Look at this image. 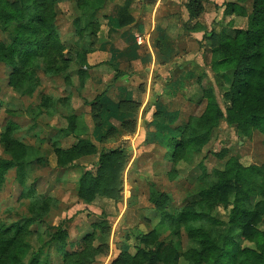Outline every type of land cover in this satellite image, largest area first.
I'll use <instances>...</instances> for the list:
<instances>
[{
    "label": "trees",
    "instance_id": "16d2710c",
    "mask_svg": "<svg viewBox=\"0 0 264 264\" xmlns=\"http://www.w3.org/2000/svg\"><path fill=\"white\" fill-rule=\"evenodd\" d=\"M105 1L73 0L72 26L76 37L89 39L96 33L99 24L95 14L103 8ZM230 1L224 4L227 16L235 13L245 17L244 5L251 4L246 29L234 28L231 20L227 24L230 32L222 29L218 34H206L204 26L197 21L186 29L204 33L211 50L210 70L214 84L222 90L221 98L226 107L224 111L220 108L212 85L201 86L196 98H190L198 105L205 102L202 112L198 116H188L182 125L173 129V136L162 143L165 159L171 166V176L183 158L201 152L222 120L235 127L240 140L249 139L254 131L264 135V0ZM55 5L56 0H0V33L9 29L14 31L9 44L0 43V64L12 68L8 84L19 96H33L37 86L36 72L49 77L59 74L60 69L43 66L48 65V61L40 68L36 60L46 58L49 53L59 54L64 49L49 23L51 15L46 14L49 8L54 10ZM128 7L126 1L120 10V28L132 23ZM185 9L190 20H198L206 12L203 0H189ZM86 53V48L78 47L73 53L80 85L88 77ZM64 62L67 71L71 60L67 58ZM229 74L230 80L227 79ZM196 82L199 83L200 79ZM100 99L101 96H97L92 104L101 108L112 104L103 105ZM50 104H53L52 98L45 97L42 105ZM38 114L40 112L31 111L29 116L33 121ZM66 119L67 127L59 130L58 137L51 140L59 160L57 166L62 169L82 157L98 153L96 147L83 138H78L66 150L60 148L59 136L67 137L78 131L85 133V129H77V118L72 110ZM20 130L19 126L9 122L0 135L5 156L0 158V190L8 174L13 172L15 182L22 189L20 197L27 201V213H16L9 206L5 218L0 220V264H50L49 250L52 248L59 256L60 264L98 262L109 250V223L99 218L77 240L83 248L68 251L71 243L68 242L65 222L57 227H50L46 222L55 200L37 194L33 186H26L33 164L40 166L45 159L40 142L34 145L25 143L17 136ZM214 156L224 161L222 167L214 168L208 174L198 164L205 187L184 207L168 210L167 195L158 193L151 184L149 202L160 211L161 219L156 229L141 236L140 248L133 255L121 251L111 264H146L151 261L162 264H264V230L263 224L259 223V216L264 214V164L242 166L237 156H228L227 149ZM127 163L128 155L122 149L100 152L95 170L85 171L77 183L78 200L85 204L96 198L119 200L122 173ZM227 203L230 205L227 229L219 233L217 228L222 222L212 212L218 204ZM178 227L185 228L187 236L197 243V247L177 253L176 247L159 241L163 228L179 234ZM40 228H44L41 234L38 233ZM234 230L237 235L233 234ZM46 233L48 239L42 238ZM31 238H35L38 244L40 242L38 248L29 242Z\"/></svg>",
    "mask_w": 264,
    "mask_h": 264
},
{
    "label": "rangeland",
    "instance_id": "374dc122",
    "mask_svg": "<svg viewBox=\"0 0 264 264\" xmlns=\"http://www.w3.org/2000/svg\"><path fill=\"white\" fill-rule=\"evenodd\" d=\"M72 2L71 0H56L55 9L51 11L49 8L46 12V14L49 13L51 15L49 23L56 31L59 42L64 49L59 54L53 52L49 53L46 58L36 59L40 68L41 64L48 61V65H43L44 67L48 66L54 70L60 69L57 76L49 77L42 72H36L37 86L33 96L30 98L23 97L15 94L9 87L8 81L12 68L8 65L0 64V135L4 131L6 124L12 122L21 129L17 136L25 143L34 145L37 142L36 138L38 139L39 134L50 121L53 126L56 125V130L66 127V117L74 106L75 109H73L77 112L76 115L80 117L77 121V129L79 130L82 123H84L86 132L84 134L76 132L68 137L59 136L60 145L62 147L70 146L79 136L90 139L91 129L96 122V117H90L93 113L90 114L88 103L99 92L108 88L107 84L110 82L108 74L110 73L108 72L101 76L94 75L92 81L86 87L80 85L76 74L73 53L74 49L77 48L78 40L81 43L83 40L87 41L88 39L76 37L73 34L72 18L74 17V12ZM244 6L246 8L245 15L247 16L251 11V4L248 3ZM180 8V25L185 30L191 27L193 23H184L183 15L186 16V11L182 6ZM218 9H215L212 5L208 7L206 13H214L215 15L210 14L207 17L209 27L206 30V34H218L222 29L230 32L231 28L227 25L230 20L234 28L246 29L248 21L246 16H238L235 13L227 16L223 11L225 7L220 8L221 10L219 11ZM13 33V29L0 33V43L9 44ZM204 48H209L206 39L198 42L190 38L189 35L174 41L172 45L174 52L170 58L175 59L173 65L180 66L183 73L189 70L193 73L192 77L186 79L184 89L181 90L182 93L176 95V99L173 101L175 106L172 104L166 106L170 110L169 115H171L173 110L178 111V115L173 118L169 116L167 117L168 119H162L160 117L161 113L154 109V112L150 111L147 115L146 113L142 114V118H135V120L131 118L132 120L125 122L124 128L121 126L119 131L108 132L106 137L101 139L100 143L102 145L98 144L99 146H104V148H123L124 151L130 148L131 159L137 160L135 165L131 164V161L128 162L122 173V192L119 200L96 198L89 204L79 201L76 197V186L77 181L80 179V172L82 168L91 171H94V168L91 164L81 166V163H72L66 169H62L57 166L59 160L54 154L46 157V153L43 152L45 161L42 165L35 167L33 174L26 180V186H29L28 184L33 182L32 179H35L32 186L36 189L37 194L54 197L56 203L50 210L46 222L50 227H57L61 222H65L68 231V242L71 243V246L67 248L68 251L72 252L82 249L83 246L77 243V240L91 229L92 223L99 218H104L111 228L109 250L105 257L94 264H111L121 251L133 255L140 248L139 240L141 236L156 229L161 219L160 211L155 210L149 202L151 184L158 193L167 195L169 200L168 210L184 207L194 199V195L197 192L205 187V183L201 181L202 170L198 167V164H201L208 174L214 168H221L224 161L217 159L214 154L222 149L228 150V156H237L242 166L264 164V135L254 131L249 139L240 140L235 133V127L229 126L224 120L211 133L209 142L201 152L188 159L183 158L175 167L172 176L169 175L171 166L165 159V150L159 148L158 144L155 146L144 142L145 133L158 129L162 121L166 126L169 125L171 129H176L184 123L188 116H198L202 112L205 102L198 105L190 101V98L196 96L202 85L210 83L213 86L217 102L224 111L226 105L221 98L222 90L214 84L213 74L209 67L204 64V56L207 52L203 50ZM194 56L196 58L201 57V59H198V65L200 66L195 65L196 59L192 60ZM67 58H70L71 63L66 71L67 63L64 60ZM183 61L187 65H184ZM198 76H202V78H200L199 83H196L195 79ZM227 79L230 80V74L227 75ZM126 80L129 81L130 79L126 78ZM76 82H78L77 86L75 85ZM94 84L100 89H94L95 87L92 86ZM140 87H143L141 82ZM45 97H51L53 104L43 106ZM124 107L126 110L131 111V115L133 114L136 117L137 104L127 103L124 104ZM31 111L40 112L33 121L29 116ZM152 112L153 114L151 115ZM98 118V121L102 120L101 122L105 126L110 123L119 126L106 116L101 117L99 115ZM143 122L146 124H143ZM136 126L137 130L135 129ZM135 130L137 133L130 138L119 136L121 133L131 134ZM56 136L58 137V135ZM122 137H124L123 140ZM0 158H5L2 154L1 146ZM132 177L139 178V182L132 181ZM21 190L19 184L14 180V173L10 172L0 190V220L5 218L6 210L10 209L9 206L16 213H27V201L20 197ZM256 200L257 198L253 199V201ZM229 210L230 205L228 203L218 204L213 209L212 215L222 222V226L217 228L219 233L227 229ZM12 218L15 217L12 216ZM259 221V223L263 224L264 230V214L259 216ZM178 229L179 234H174L163 228L160 232L159 241L173 245L176 247L177 253L197 247V243L187 236L184 227H178ZM43 230L44 228H40L38 233H43ZM233 234H236L235 230ZM42 238L48 239V234H43ZM29 242L35 246V249L40 244L39 241V244L37 243L35 238H31ZM49 260L50 264H60L59 256L55 253L54 248L49 250ZM146 264H162V262L151 261Z\"/></svg>",
    "mask_w": 264,
    "mask_h": 264
},
{
    "label": "crops",
    "instance_id": "0c3cea01",
    "mask_svg": "<svg viewBox=\"0 0 264 264\" xmlns=\"http://www.w3.org/2000/svg\"><path fill=\"white\" fill-rule=\"evenodd\" d=\"M126 1L129 2L128 14L132 18V23L124 28H120L119 13ZM188 1L189 0H106L103 8L95 14V19L99 24L96 33L87 41L83 40L81 43L79 40L77 41L78 48L87 49L85 61L88 67V77L83 85L86 87L90 81H92L94 75L101 76L108 72L110 73L108 74L110 82L107 84L108 86L106 85L108 87L105 88L106 90L99 92L98 95L88 103L90 106V114L93 113L90 117H96V122L91 129L90 139L82 136L78 137L89 140L96 147L98 153L92 156L82 157L74 161L73 164L81 163V166L91 164L95 170L100 152L118 150L117 147L104 148V146H99L102 145L100 143L101 139L106 137L108 132L119 131L121 126L124 128L125 122L127 123L129 120L142 118V114L146 113L147 115L150 111L154 112V109L161 113L160 117L162 119H168L167 117L169 116L173 118L175 115H178L179 112L175 110L169 115L168 113H170V110H168L166 106L171 104L175 106L173 101L176 99V95L182 93L181 90L184 89L186 79L192 77L193 73L191 70L187 72L184 71L183 73L180 66L173 65L175 59L170 58L174 52L172 45L174 41H178L180 38L187 37L188 35L198 42L202 41V39L205 40L203 32H189L181 28V17L179 15L181 12L180 6L185 9V5ZM227 2L232 1L203 0L206 12L211 5L217 6V8L219 7V11ZM205 13L198 20H190L186 12V16L183 15L184 20H182L184 23L193 24L197 21L207 30L209 27L207 17L214 13ZM203 50L207 51L204 56V64L210 69L211 50L210 48H204ZM194 59H196L195 65L200 66L198 65V59H201V57L196 58L194 56L192 60ZM183 63L187 65L184 61ZM167 77L168 79L166 80ZM126 78L130 80L127 81ZM198 78L200 79L202 76L196 77L195 82ZM138 80L139 82H137ZM140 82L141 85H143L142 88H139ZM75 85L77 86L78 82H76ZM208 85L211 84L209 83ZM208 85L202 86L206 87ZM92 86L95 87L94 89H100L96 87L95 84ZM97 96H101L100 102H102L103 105L109 102L112 104L103 108L93 105L92 103ZM127 103L137 104L135 110L136 117L133 116V114L131 115V111L126 110L124 107V104ZM73 108L75 109L74 106ZM73 108L71 109L78 121L80 117L76 115L77 112ZM99 115H101V117L106 116L107 118H111V121H115L119 126L111 123L105 126L102 124V120L98 121ZM143 124L146 123L143 122ZM160 125L158 129L145 133L144 142L155 146L158 144V147L163 149L162 143L165 142L166 138L173 136L172 134L174 132L173 128L171 129L169 125L166 126L163 121ZM55 127L56 125L53 126L50 121L39 134L38 139L36 138L37 142L35 144L40 142L41 150L46 153V157H50L53 154L57 157L51 140L56 138L59 130H63L67 126L57 130ZM81 128L85 129L86 132L84 123H82L79 129ZM136 128L137 126L135 129ZM136 130L131 134L121 133L119 136L130 138L137 133ZM139 132L140 130L138 131V135ZM78 133L82 134V132L79 131ZM35 137H37V135H35ZM124 137H122V140ZM41 140L43 143H41ZM74 143L67 147L59 145L62 150H66ZM124 152L128 155V162L131 161V164H137V160L131 159L132 154L130 148ZM36 166L37 164H33V171ZM85 171L88 170L82 168L80 177ZM32 174L33 172L31 175ZM138 179L137 177H132V181L139 182ZM32 181L34 182L35 179H32ZM33 182L28 185L32 186ZM39 195L45 196V194ZM46 196L54 199L53 196Z\"/></svg>",
    "mask_w": 264,
    "mask_h": 264
},
{
    "label": "built area",
    "instance_id": "2783aa9c",
    "mask_svg": "<svg viewBox=\"0 0 264 264\" xmlns=\"http://www.w3.org/2000/svg\"><path fill=\"white\" fill-rule=\"evenodd\" d=\"M139 41V40H138Z\"/></svg>",
    "mask_w": 264,
    "mask_h": 264
}]
</instances>
